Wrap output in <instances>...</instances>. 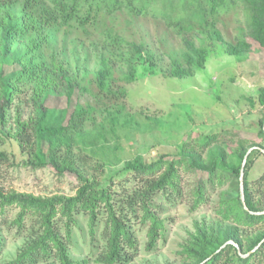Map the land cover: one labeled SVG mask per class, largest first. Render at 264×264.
Returning <instances> with one entry per match:
<instances>
[{
    "label": "trees",
    "instance_id": "obj_1",
    "mask_svg": "<svg viewBox=\"0 0 264 264\" xmlns=\"http://www.w3.org/2000/svg\"><path fill=\"white\" fill-rule=\"evenodd\" d=\"M154 1L0 0V124L6 126L7 108L20 95L23 84H28L27 102L34 113L25 120L17 114L12 136L27 154L31 166L52 165L59 173L69 172L77 181L73 195L40 197L0 189V223L3 221L10 229L15 228L18 236L24 233L15 257L5 264H38L51 260L56 264H86L88 259H74L70 255L72 229L79 226L76 214L86 218L90 246L99 249L93 253L97 262L127 264L138 254L132 229L136 223L145 228V250L152 251L163 234L164 220L160 215L166 204L188 199L191 208L196 209L210 202L215 194L219 196L215 213L222 221L195 223L194 231L189 233L180 251L188 261L186 264H264V171L248 180L249 163L245 161L244 208L238 178L245 146L227 152L217 144L216 134H208L201 142V151H207L206 157L185 143L183 150L190 155L164 154L150 162L135 157L125 161L115 174L120 175L118 180L109 177L105 183L85 177L71 157L87 113L79 105L70 106L79 80L65 60L53 53L46 60L42 53L43 46L45 50L50 45L61 26L71 22H78L80 26L95 24L105 13L124 6L136 14L151 11L159 14L178 31L186 25L192 28L193 19L199 32H206L209 37L214 34L222 40L216 19L236 10L240 14L239 22L243 23L242 30L264 50V0H160L161 9L151 6ZM176 2L188 11L187 15L170 14L169 9ZM183 41L202 65L206 47L196 48L192 41ZM116 43L119 47L123 41L116 39ZM249 48L244 36H238L235 44H226L227 52L233 55ZM101 64L95 76L100 90H108L112 74L104 57ZM10 66L16 68L7 70ZM187 72L176 67L173 74ZM128 75L133 77L132 72ZM51 95L63 96L65 100L63 114L56 124L48 122L51 108L47 99ZM258 98L264 106V87ZM59 151L66 159L59 160ZM8 158L7 151L0 148V164ZM184 172L191 176L186 185L182 179ZM11 206H17L18 211L9 220L6 214ZM96 239L103 243H97ZM4 246L5 239L0 234V253Z\"/></svg>",
    "mask_w": 264,
    "mask_h": 264
},
{
    "label": "rangeland",
    "instance_id": "obj_2",
    "mask_svg": "<svg viewBox=\"0 0 264 264\" xmlns=\"http://www.w3.org/2000/svg\"><path fill=\"white\" fill-rule=\"evenodd\" d=\"M161 5L156 0L151 6L161 9ZM169 10L174 17L188 13L179 2ZM237 13L231 11L216 19L222 40L214 34L209 37L206 32H199L193 19L192 28L186 25L178 31L159 14H136L124 6L105 13L95 24L80 26L71 22L60 27L50 45L45 50L43 46L42 53L46 60L52 53L65 60L79 80L70 106L79 105L87 113L83 132L76 137L70 154L85 177L101 183L108 182L109 177L118 180L120 175L115 174L125 161L139 157L150 162L164 154L187 156L191 153L183 150L185 143L201 151V142L212 133L227 152L241 145L246 152L249 150L248 180L264 171V106L258 98L264 87V50L242 30ZM238 36H244L250 48L238 55L229 54L226 44H235ZM116 39L123 41L119 47ZM184 39L192 41L196 48L206 47L202 65ZM102 57L112 74L108 90H100L95 76L102 67ZM176 67L188 72L174 75ZM11 68L16 66L7 70ZM128 72L133 77L129 78ZM27 86L23 84L22 92L7 108L6 126L0 124V148L9 157L0 164V189L40 197L73 195L77 184L73 175L59 173L52 165L31 166L27 154L12 136L17 114L25 120L34 113L27 102ZM47 105L51 108L48 122L58 123L65 107L63 96H49ZM198 153L207 155V151ZM63 155L59 151V160L66 159ZM182 174L186 185L190 173ZM218 200L215 194L210 202L196 209L191 208L188 199L166 204L160 215L164 220L163 234L152 251L145 250V228L136 223L132 229L138 254L127 264H186L188 261L180 251L195 223L222 221L215 213ZM7 211L10 220L18 207L11 206ZM76 217L79 226L72 229L70 255L74 259H88L86 264H103L93 255L99 249L90 246L86 218L80 214ZM1 222L5 246L0 264H5L15 257L24 233L18 236L15 228ZM51 262L54 261L38 264Z\"/></svg>",
    "mask_w": 264,
    "mask_h": 264
},
{
    "label": "water",
    "instance_id": "obj_3",
    "mask_svg": "<svg viewBox=\"0 0 264 264\" xmlns=\"http://www.w3.org/2000/svg\"><path fill=\"white\" fill-rule=\"evenodd\" d=\"M263 151V150H262ZM249 153V150L245 153L244 155V158L242 160V163H241V169H240V174H239V188H240V197H241V200H242V203H243V206L244 208H246L245 204H244V199H243V188H242V176H243V166L245 164V161H246V156L247 154ZM228 242H231V241H228Z\"/></svg>",
    "mask_w": 264,
    "mask_h": 264
}]
</instances>
